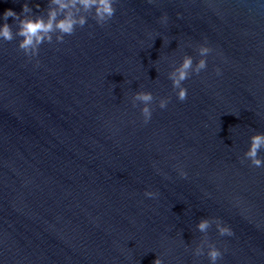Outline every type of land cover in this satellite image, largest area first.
I'll return each mask as SVG.
<instances>
[{"label": "water", "instance_id": "1", "mask_svg": "<svg viewBox=\"0 0 264 264\" xmlns=\"http://www.w3.org/2000/svg\"><path fill=\"white\" fill-rule=\"evenodd\" d=\"M24 2L0 0V26ZM28 2L45 18L55 7ZM114 7L103 26L82 11L85 26L37 57L0 39V264H211L206 246L194 254L202 218L234 233L208 230L216 264H264V167L244 158L264 133V0ZM201 44L207 68L180 101L169 75ZM139 91L155 97L147 124Z\"/></svg>", "mask_w": 264, "mask_h": 264}, {"label": "clouds", "instance_id": "2", "mask_svg": "<svg viewBox=\"0 0 264 264\" xmlns=\"http://www.w3.org/2000/svg\"><path fill=\"white\" fill-rule=\"evenodd\" d=\"M115 0H50V4L55 7H50L47 18L43 15L35 14L33 8L30 6L28 0H25L20 13L12 9H8L3 13V20L5 21L0 26V39L11 42L17 36L22 39L19 42V49L29 58L37 57L39 55L40 46L47 41L52 43L53 34L56 35L57 42H63L66 35H73L77 26L83 27L88 21L87 15L83 13H92V18L97 24L103 26L110 21L116 12L114 7ZM36 9H40L41 5L37 3ZM14 19L17 29L14 31L12 24L7 23L9 18ZM168 17L165 14L161 18L162 23H167ZM213 51L210 46L201 44L198 47V54L201 57L194 65V58L191 55H185L182 63H180L169 75L172 81L173 90L177 91V97L180 101H185L188 97V89L183 86V82L190 78L195 73L199 74L202 70L207 68V56ZM39 65V61H37ZM217 75L221 74V69H216ZM171 97L161 98L159 100V107L164 109L168 106ZM155 97L151 92L139 91L134 96V101L141 102L144 106L141 109V114L144 123L150 122L152 117V103ZM135 107L136 104L134 103ZM264 149V133H257L250 138V147L244 153V158L251 161L255 167H264V158L259 156V152ZM180 175L187 177V172L180 171ZM147 197L153 198L159 195L158 192L146 191ZM215 223V226L221 236L234 235L233 230L225 225L219 218H202L197 228L201 233H204V238L195 249V255H204L205 246L208 248L207 256L211 264H216L223 253L214 243H211L208 238V230ZM153 264H163V260L157 257Z\"/></svg>", "mask_w": 264, "mask_h": 264}]
</instances>
